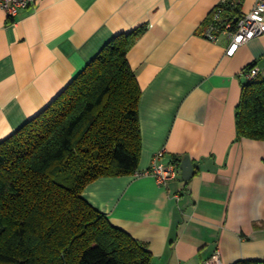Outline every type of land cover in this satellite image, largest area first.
<instances>
[{
    "label": "crops",
    "instance_id": "1",
    "mask_svg": "<svg viewBox=\"0 0 264 264\" xmlns=\"http://www.w3.org/2000/svg\"><path fill=\"white\" fill-rule=\"evenodd\" d=\"M223 0H38L0 8V142L46 109L114 36L144 25L127 54L141 89L135 173L89 183L82 197L144 244L152 264L264 261V142L236 141L244 73L264 78V35L226 56L227 32L204 37ZM253 0H244L248 12ZM175 164L167 187L138 177ZM188 157L193 177L181 181ZM178 160V161H177Z\"/></svg>",
    "mask_w": 264,
    "mask_h": 264
},
{
    "label": "trees",
    "instance_id": "2",
    "mask_svg": "<svg viewBox=\"0 0 264 264\" xmlns=\"http://www.w3.org/2000/svg\"><path fill=\"white\" fill-rule=\"evenodd\" d=\"M238 13L226 8L216 25L223 31ZM145 31L114 36L46 109L0 142V264H152L144 244L82 197L98 178L137 169L141 89L127 54ZM235 129L236 141L264 142L259 75L242 84Z\"/></svg>",
    "mask_w": 264,
    "mask_h": 264
},
{
    "label": "built area",
    "instance_id": "3",
    "mask_svg": "<svg viewBox=\"0 0 264 264\" xmlns=\"http://www.w3.org/2000/svg\"><path fill=\"white\" fill-rule=\"evenodd\" d=\"M38 0H0V8L9 18L15 17L20 10L27 9L36 5ZM244 0H223L222 6L213 14L212 22L205 31L204 37L215 42L217 35L227 32L230 38V44L226 50V56L232 57L238 49L250 40L264 35V0H253V5L248 12L242 11ZM226 8L238 10L235 16L227 18L224 30H220L216 22L221 20V14ZM236 20V22H234ZM233 28V29H232ZM232 29V30H231ZM258 75L256 68H251L244 73L245 80H252ZM163 152H159L153 159L150 167L136 175L138 177H153L159 186L167 187L168 183L174 180L178 174V167L171 163L167 165L160 164V158ZM203 264H222L220 253L215 251L211 257Z\"/></svg>",
    "mask_w": 264,
    "mask_h": 264
},
{
    "label": "water",
    "instance_id": "4",
    "mask_svg": "<svg viewBox=\"0 0 264 264\" xmlns=\"http://www.w3.org/2000/svg\"><path fill=\"white\" fill-rule=\"evenodd\" d=\"M234 22H236V20H234ZM180 171H181V181L186 182L193 177L194 169L188 157L184 158L180 162Z\"/></svg>",
    "mask_w": 264,
    "mask_h": 264
}]
</instances>
